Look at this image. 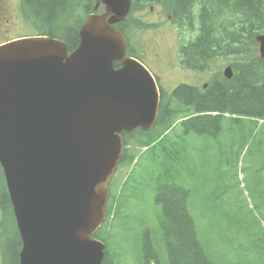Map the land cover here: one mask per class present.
<instances>
[{"label":"trees","instance_id":"16d2710c","mask_svg":"<svg viewBox=\"0 0 264 264\" xmlns=\"http://www.w3.org/2000/svg\"><path fill=\"white\" fill-rule=\"evenodd\" d=\"M165 1L180 31L177 54L181 68L207 72L215 59L230 57L232 76L212 75L206 88L180 84L170 95L159 87L160 103L152 129L123 134L120 167L130 169L119 186L113 178L107 220L94 234L106 244L102 264L117 263L116 254L109 249L108 231L118 215L122 224L131 217L126 208L133 198L131 193L139 191L138 186L147 180L137 171L143 156L158 208L154 233L150 236L145 231L138 246L145 264H264V58L256 55V37L264 34V0ZM26 3L37 21L45 25L43 29L50 32L47 36L63 40L69 52L78 46L82 20L68 23L64 0ZM129 17L121 23L124 29L129 28ZM118 28L122 32V27ZM132 53L128 48L129 56ZM192 135L204 138L202 149L186 146L188 139H194ZM239 174H243L242 180ZM228 181L255 186V193H246L253 205L246 213H241L235 197L226 196L222 185ZM203 184L211 186L203 211L206 228L228 246L229 257L212 248L210 255L199 241L193 217L199 211L190 207V199ZM0 212L2 264H19L21 242L1 171ZM199 215L200 226L203 216ZM8 219L13 226L10 240ZM9 243L15 245L14 254Z\"/></svg>","mask_w":264,"mask_h":264},{"label":"water","instance_id":"95a60500","mask_svg":"<svg viewBox=\"0 0 264 264\" xmlns=\"http://www.w3.org/2000/svg\"><path fill=\"white\" fill-rule=\"evenodd\" d=\"M97 1L105 12L86 18L70 53L48 36L0 45V166L19 264H102L105 246L92 235L106 218L121 134L156 120V81L126 56L114 27L130 0ZM256 41L264 58V34ZM223 75L231 78L230 67Z\"/></svg>","mask_w":264,"mask_h":264},{"label":"rangeland","instance_id":"374dc122","mask_svg":"<svg viewBox=\"0 0 264 264\" xmlns=\"http://www.w3.org/2000/svg\"><path fill=\"white\" fill-rule=\"evenodd\" d=\"M103 6L100 5L98 13H102ZM80 17L84 15L79 12ZM143 14V13H142ZM141 14V15H142ZM141 17L138 13L133 12L129 17V29L126 31L129 37V44L133 48L134 57L143 63L146 68L156 77L161 89L170 95L172 90L180 84H186L189 86L201 88L206 84L212 75L217 73L223 74L224 69L230 67V57L217 58L210 63L209 72H197L186 69H181L178 66L177 56V42L179 38V32L172 25L171 22H163L164 26L157 30L156 27L149 26L150 28L144 29L146 25L140 24L136 19ZM178 32V35H177ZM35 33H32L33 35ZM256 55L259 56L258 47ZM177 60V63H176ZM179 68L174 71L172 68ZM231 68V67H230ZM194 139H188L186 146H195L203 148L200 143L203 144L204 138L192 135ZM205 148V147H204ZM148 162L145 156L140 161L137 171L147 179L143 186H138L139 191H134L133 198L126 205V208L131 212L129 220H125L126 224H122L119 221L118 215L113 221L108 236H111L109 249L112 254H116V264H145L143 252L139 250L141 239L145 231H149L150 236L154 233L155 216L157 214V206L153 202L154 191L152 190L150 177L147 175ZM130 167H119L114 178L117 181L118 186L123 183L125 177L129 172ZM239 179L243 177V174L238 175ZM131 182H134L131 180ZM241 185H237L234 182L228 181L222 187H226V196L236 198L237 203L241 209V213H246L247 209L252 208L251 197H245L247 192L255 193V186L253 184L246 185L245 182H240ZM147 185V186H145ZM123 186V184H122ZM121 186V187H122ZM210 185L203 184L195 194H192L190 207L195 208L202 214L203 220L199 226V218L201 216L198 212L193 214L196 224L198 223L199 229H197L198 238L203 247V250L209 252V248L212 251H219L224 253V256L229 257L228 246L225 245L220 239L212 233V230L206 228L205 222V196L208 194ZM125 212H123L124 214ZM122 214V215H123ZM210 216V213H209ZM258 216V214L256 215ZM13 226L10 220H7V230L10 236L13 232ZM227 246V247H225ZM10 252L14 254L16 251L15 245L9 243ZM211 255V254H210ZM1 264V263H0ZM150 264H155L151 261Z\"/></svg>","mask_w":264,"mask_h":264},{"label":"flooded vegetation","instance_id":"af4514ba","mask_svg":"<svg viewBox=\"0 0 264 264\" xmlns=\"http://www.w3.org/2000/svg\"><path fill=\"white\" fill-rule=\"evenodd\" d=\"M130 3L131 9L133 4H135L134 12L141 16L136 20L140 24L146 25L144 29L152 26L159 30L164 27L161 24L166 21L167 23H172L180 36L177 22L173 21L175 20V14L171 11L167 12L165 5L167 2L165 0H130ZM64 4V6H68L69 14L67 16V21H69L68 23L70 25L76 20V15L79 11L84 10L89 15L90 11H92L91 13L97 12L101 5H98L97 0H64ZM29 6L26 3V0H0V43L20 37L30 36L32 33H35L36 35H46L50 33L48 30H44L43 28L45 25L37 21L34 15L31 14L29 8H32ZM176 8L175 5L174 9ZM172 69H177V67Z\"/></svg>","mask_w":264,"mask_h":264},{"label":"bare ground","instance_id":"6f19581e","mask_svg":"<svg viewBox=\"0 0 264 264\" xmlns=\"http://www.w3.org/2000/svg\"><path fill=\"white\" fill-rule=\"evenodd\" d=\"M241 5V4H240ZM238 8H239V6H238ZM244 10V9H243ZM244 13V12H243ZM189 19V18H188ZM261 19V18H260ZM259 19V20H260ZM258 20V19H257ZM246 21V20H245ZM242 23V22H241ZM249 23V22H248ZM255 24V23H254ZM262 24V23H261ZM253 25V24H252ZM205 26V25H204ZM248 26V25H247ZM252 28V27H251ZM257 29H258V27H256ZM249 29H250V27H249ZM249 29H248V31H249ZM251 33V32H250ZM254 34H256L255 32H253ZM207 35V34H206ZM251 37V36H250ZM203 55V54H202Z\"/></svg>","mask_w":264,"mask_h":264}]
</instances>
